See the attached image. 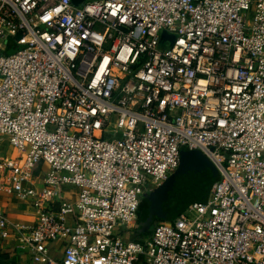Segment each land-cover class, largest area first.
Wrapping results in <instances>:
<instances>
[{
  "label": "built area",
  "instance_id": "1",
  "mask_svg": "<svg viewBox=\"0 0 264 264\" xmlns=\"http://www.w3.org/2000/svg\"><path fill=\"white\" fill-rule=\"evenodd\" d=\"M0 135L32 264H264V0H0ZM182 149L207 201L128 238Z\"/></svg>",
  "mask_w": 264,
  "mask_h": 264
},
{
  "label": "water",
  "instance_id": "2",
  "mask_svg": "<svg viewBox=\"0 0 264 264\" xmlns=\"http://www.w3.org/2000/svg\"><path fill=\"white\" fill-rule=\"evenodd\" d=\"M84 1L87 0H71L74 6ZM216 171L200 152L182 149L176 171L150 193V211L157 218L172 221L191 205L206 202L212 186L219 178Z\"/></svg>",
  "mask_w": 264,
  "mask_h": 264
},
{
  "label": "crops",
  "instance_id": "3",
  "mask_svg": "<svg viewBox=\"0 0 264 264\" xmlns=\"http://www.w3.org/2000/svg\"><path fill=\"white\" fill-rule=\"evenodd\" d=\"M0 208L7 213L12 221L28 224L33 220L32 216L29 215L28 206L3 192H0ZM54 244L53 249L60 248V243ZM0 264H32V262L30 256L18 249L15 242L8 240L0 241Z\"/></svg>",
  "mask_w": 264,
  "mask_h": 264
},
{
  "label": "rangeland",
  "instance_id": "4",
  "mask_svg": "<svg viewBox=\"0 0 264 264\" xmlns=\"http://www.w3.org/2000/svg\"><path fill=\"white\" fill-rule=\"evenodd\" d=\"M109 129H114V127H110ZM118 137V134L116 135V138ZM105 139L107 137H104ZM17 152L8 144V141L6 139L5 136H1L0 135V156L1 157H4V158H8V157H13V156H16ZM206 158V157H205ZM207 159V158H206ZM40 167L44 170L47 169V166L45 164H41ZM218 171H216L217 173ZM217 175H219V173H217ZM74 191H77L76 188L74 187H68V188H63V193H73ZM142 202V205L140 206V209H141V212L143 214H145V211H147L148 213H150L149 211V207H150V201H149V194L148 193H145L143 194L141 197H140V203ZM186 216L188 217H192V213L190 212H187L186 213ZM146 220V219H145ZM153 220V219H152ZM153 226L156 225V222L153 221ZM145 224V222L143 223V225ZM139 227L138 223L136 222V225L135 227L133 228V230H129L128 233H130L129 235L127 234L128 238L130 237L132 239V236L134 235V230H136L137 228ZM140 227H142L140 225ZM153 228V227H152ZM125 231V228H121L117 231V233H121ZM54 242H51L49 244V248L50 249H53L55 246H54Z\"/></svg>",
  "mask_w": 264,
  "mask_h": 264
},
{
  "label": "trees",
  "instance_id": "5",
  "mask_svg": "<svg viewBox=\"0 0 264 264\" xmlns=\"http://www.w3.org/2000/svg\"><path fill=\"white\" fill-rule=\"evenodd\" d=\"M141 205H142V202L140 203L138 211H137V223L139 227L136 230H134V235L132 236V240H136V241H141L151 234L152 229H153L152 227H154L152 223L153 221H155L156 223L164 221L163 219L155 217V215H153V213L150 211V207H149L150 213L145 211V214H143L140 209ZM144 222L145 224L143 225ZM140 225L142 227H140Z\"/></svg>",
  "mask_w": 264,
  "mask_h": 264
}]
</instances>
